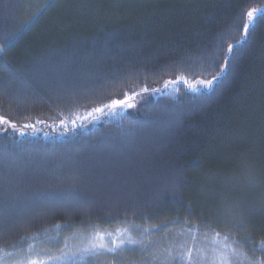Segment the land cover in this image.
<instances>
[{"label": "trees", "instance_id": "1", "mask_svg": "<svg viewBox=\"0 0 264 264\" xmlns=\"http://www.w3.org/2000/svg\"><path fill=\"white\" fill-rule=\"evenodd\" d=\"M252 7L264 0H0V115L17 124L0 126V260L67 245L50 264H186L210 242L264 262V19L210 101L176 79H210ZM124 228L141 243L70 255Z\"/></svg>", "mask_w": 264, "mask_h": 264}, {"label": "snow or ice", "instance_id": "2", "mask_svg": "<svg viewBox=\"0 0 264 264\" xmlns=\"http://www.w3.org/2000/svg\"><path fill=\"white\" fill-rule=\"evenodd\" d=\"M257 13L260 14V18L264 19V8L252 7L246 13V20H245V13L241 11V13L236 18L235 27L238 30L243 32V35L240 36L238 40H235L234 44H228L226 49L224 47V42L227 39H231L232 37L228 34H225L221 37L219 46H218V53L220 56L223 57V63L219 64L215 61L211 63H207L203 65L202 72L200 73L201 76L205 74L210 75L211 78H200V79H189L184 75L178 76L176 79L182 81L186 86L189 93H191L190 99L196 102V106H200L201 101H210L213 95H215L218 91V85H220L223 80L225 79V75L232 67L235 59H236V52L248 42V38L250 35V28L255 26ZM242 26V27H241ZM0 51H3L0 48ZM218 69V71H217ZM195 76V73H193ZM176 81H166L165 87L168 86L169 83H175ZM158 89H150L149 87L145 86L142 91L149 92V91H157ZM138 93H134L133 96L127 97L123 100H116L113 99L110 104H103L102 107H95L92 109L89 115L92 113H103L105 109L115 110L118 107L120 108H130L134 107L133 103L129 101L134 99V96ZM78 119L80 117H77ZM177 122H179V118H177ZM72 123H75L73 121ZM7 125L11 127L13 130H17V124L13 123L10 118L6 116L0 115V126ZM26 128L32 127L31 124L24 125ZM6 131V128L0 129ZM23 134V133H21ZM59 227V226H57ZM190 231L192 228L189 229ZM117 236L113 237V233H101L94 231L90 237L87 238V242L83 244V246L78 250L77 253H73V255H95L97 251L104 250L107 252H116L118 249H121L124 245L127 244H140L141 241L136 240L133 238L129 229H117ZM219 233H215V236L219 237ZM107 238H112L111 242L106 241ZM229 237L225 236L224 240L227 241ZM67 247V245H65ZM261 250H264V242L260 244ZM225 251L222 252L217 261H214V264H230V258L233 255H238L235 249L231 248L227 243L224 244ZM29 255L25 256L21 260L17 261L16 264H50V262L60 261L63 257H52L48 256L47 259L41 257L40 253L32 254L33 250L31 245L29 246ZM68 254L65 253L64 256ZM187 261L188 264H199L198 258H194L192 256V250L189 249L187 252ZM256 264H264V262L257 261Z\"/></svg>", "mask_w": 264, "mask_h": 264}, {"label": "rangeland", "instance_id": "3", "mask_svg": "<svg viewBox=\"0 0 264 264\" xmlns=\"http://www.w3.org/2000/svg\"><path fill=\"white\" fill-rule=\"evenodd\" d=\"M92 234V233H91ZM90 234V236H91ZM89 235L84 237V240L83 242L86 243L87 242V238L90 237ZM83 243V244H84ZM83 244L78 248L80 249ZM209 245H206V246H203V245H198L196 247L193 248L192 250V256L194 258H198L199 260V264H214V261H217L218 260V257L219 255L225 251L224 247L222 245H210V242H208ZM169 249H170V246H165V254L169 253ZM64 250V254L67 253L70 248L69 247H66L63 249ZM39 251L37 250H33L32 254L34 255L35 253H38ZM187 252L188 250L185 249V251L182 253L181 255V258L183 260V262L187 261ZM60 254V256H57V257H62L61 255H64V254ZM73 252L71 251L70 252V255H72ZM29 255V253L27 254H20L14 258H3V260H0V264H16L17 261L21 260L22 258H24L25 256ZM46 257H44L45 259ZM7 259V260H6ZM243 262L242 259L240 258H237V256H231L230 258V264H241ZM188 264V261L187 263Z\"/></svg>", "mask_w": 264, "mask_h": 264}]
</instances>
